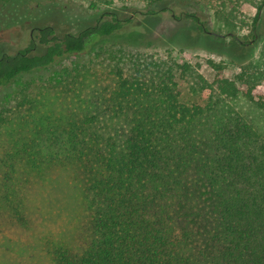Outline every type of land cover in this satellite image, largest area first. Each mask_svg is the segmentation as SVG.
Listing matches in <instances>:
<instances>
[{
	"label": "trees",
	"instance_id": "1",
	"mask_svg": "<svg viewBox=\"0 0 264 264\" xmlns=\"http://www.w3.org/2000/svg\"><path fill=\"white\" fill-rule=\"evenodd\" d=\"M145 3L146 16L175 11L169 0ZM245 4L256 9L250 20ZM186 17L204 33L197 13ZM215 17L245 48L236 33L261 36L259 57L231 78L213 60L209 82L190 63L133 55L108 64L104 81L69 83L70 69L49 89L66 94L0 105V209L25 226L32 181L52 170L81 181L90 213L83 248L53 245V264H264V0H219ZM133 20L106 12L77 32L38 22L28 47L0 55V87L88 52ZM178 75L207 94L204 105L181 101ZM61 97L66 110L54 107ZM192 172L209 192L200 209Z\"/></svg>",
	"mask_w": 264,
	"mask_h": 264
},
{
	"label": "rangeland",
	"instance_id": "2",
	"mask_svg": "<svg viewBox=\"0 0 264 264\" xmlns=\"http://www.w3.org/2000/svg\"><path fill=\"white\" fill-rule=\"evenodd\" d=\"M218 1L169 0L174 13L164 12L159 16L144 14L145 0H18L0 7V55L28 47L34 34L32 27L38 22L53 25L63 32H77L95 24L106 12H115L121 19L130 16L134 19L132 28H125L121 34L97 43L88 52L60 60L48 69L24 74L10 86L0 87V105L20 94H66L52 92L50 87L70 69L73 75L68 79L69 83L76 82L80 76L87 81H104L108 64L133 55L170 60L178 65L190 63L209 82L216 75L208 63L213 60L223 65V76L231 78L239 72L241 65L259 57L262 41L261 36L258 41H253L248 28L236 33L242 43L250 42L246 48L232 40L228 29L215 17ZM241 12L250 20L256 9L245 4ZM188 13L199 15L204 33L186 17ZM177 80L183 103H206L207 94L194 95L181 75ZM69 104L67 98L61 97L54 107L66 110ZM189 183L195 196V208L206 207L209 192L205 183L193 172ZM81 188V181L73 172L52 170L44 179L34 180L26 188L25 226L2 207L0 264H53L51 249L55 244L81 250L90 220Z\"/></svg>",
	"mask_w": 264,
	"mask_h": 264
}]
</instances>
